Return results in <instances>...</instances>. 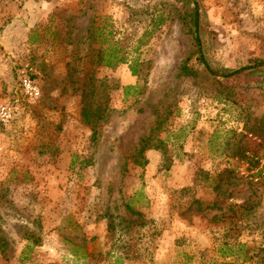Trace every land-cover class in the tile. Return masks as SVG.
I'll return each mask as SVG.
<instances>
[{"label": "rangeland", "instance_id": "rangeland-1", "mask_svg": "<svg viewBox=\"0 0 264 264\" xmlns=\"http://www.w3.org/2000/svg\"><path fill=\"white\" fill-rule=\"evenodd\" d=\"M196 4L264 61V0H0V264H264V67Z\"/></svg>", "mask_w": 264, "mask_h": 264}, {"label": "trees", "instance_id": "trees-1", "mask_svg": "<svg viewBox=\"0 0 264 264\" xmlns=\"http://www.w3.org/2000/svg\"><path fill=\"white\" fill-rule=\"evenodd\" d=\"M190 1V0H188ZM189 16V23H191V26H192V32L191 34L193 35V44H194V47H195V51L194 53H196L197 55V59L203 64L205 65L206 69L211 73V74H214V75H217V76H221L223 77L224 79H229L230 77H233V76H236V75H239L240 73L242 72H247L249 70H255V69H258V68H263L264 67V61H256L254 66L252 67H244L242 69H239V70H236V71H232V72H227V71H224L223 73L222 72H218V71H214L213 69H210L208 67V64L206 63L205 61V58L203 56V52H202V48H201V40H200V36L198 35L199 33V30H200V25H199V8H198V5H194L192 9L189 10V13H187V15H185L184 17H182V20H186V17ZM113 58L116 59V56H114ZM116 62L118 63H123L124 62V59H119L117 60L116 59ZM187 62H183V64L180 66L179 68V73H178V76H183V77H192V78H195L197 76V73L196 71H194L193 69H190L187 65ZM107 65L109 66H114V64H111V63H107ZM134 73V71H133ZM84 100V99H83ZM107 110V108H106ZM100 110L98 109H93L92 105H90L87 101V99L85 100L84 104H83V108H82V117L84 120H88L89 118L93 117L95 114H98L96 112H98ZM103 116V115H102ZM100 119H102V117H100ZM261 130H264V127H258L257 130H253V131H256L257 134L263 136L264 133H262ZM143 149H145L143 147Z\"/></svg>", "mask_w": 264, "mask_h": 264}, {"label": "crops", "instance_id": "crops-1", "mask_svg": "<svg viewBox=\"0 0 264 264\" xmlns=\"http://www.w3.org/2000/svg\"><path fill=\"white\" fill-rule=\"evenodd\" d=\"M128 82H129L128 84H130V85L135 84V81H131V80H129V79H128Z\"/></svg>", "mask_w": 264, "mask_h": 264}]
</instances>
